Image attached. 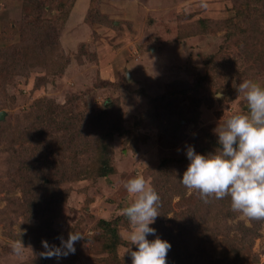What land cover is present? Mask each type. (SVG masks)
Listing matches in <instances>:
<instances>
[{
    "label": "rangeland",
    "instance_id": "374dc122",
    "mask_svg": "<svg viewBox=\"0 0 264 264\" xmlns=\"http://www.w3.org/2000/svg\"><path fill=\"white\" fill-rule=\"evenodd\" d=\"M237 9L240 18L231 25ZM65 10L64 24H56ZM228 28L235 35L226 47ZM0 47L25 54L18 69L5 64L0 72V264H131L136 246L127 239L131 225L121 210L136 197L123 182L139 174L153 187L152 167L185 155L204 129L217 140L219 124L247 112L238 85L251 80L264 86V0H0ZM211 56L217 59L207 72ZM198 74L208 78L198 105L191 108L190 97L170 103L178 83L190 84ZM158 97L160 114L152 103ZM178 108L192 116L181 120L184 139L172 146L169 113ZM106 109L118 111L114 121H97ZM116 123L121 129L111 128L105 138ZM107 157L114 171L101 177ZM193 191L181 195L187 201ZM173 198L163 222L156 217L150 227L162 239L163 225L172 231L182 264H264V218L247 217L226 203V231L192 237L204 228L205 209L216 212L219 206L207 201L195 209L184 206L181 196ZM118 218L125 244L113 258L98 252L96 223ZM186 222L188 229L179 232ZM240 227L253 239L232 232ZM71 231L82 234L74 253L42 255ZM20 240L24 247L16 252ZM187 252L196 258L190 261Z\"/></svg>",
    "mask_w": 264,
    "mask_h": 264
},
{
    "label": "clouds",
    "instance_id": "9594fccd",
    "mask_svg": "<svg viewBox=\"0 0 264 264\" xmlns=\"http://www.w3.org/2000/svg\"><path fill=\"white\" fill-rule=\"evenodd\" d=\"M238 92H243L247 101L246 113H234L214 129L218 147L208 153H199L193 145H187L189 161L180 182L189 189L198 190L202 199L214 194L220 199L231 197V207L250 218H264V86L251 80H242ZM222 96V92L215 95ZM135 199L121 211L131 225L127 239L136 250L130 251L131 264H167L171 243L155 235L157 229L150 227L159 215L160 196L143 175H136L123 182ZM149 234L155 236L149 239ZM82 238L79 232L71 231L68 238H61L60 246L49 249L42 255L67 256L75 252L74 242ZM19 252L22 241L14 244Z\"/></svg>",
    "mask_w": 264,
    "mask_h": 264
},
{
    "label": "trees",
    "instance_id": "16d2710c",
    "mask_svg": "<svg viewBox=\"0 0 264 264\" xmlns=\"http://www.w3.org/2000/svg\"><path fill=\"white\" fill-rule=\"evenodd\" d=\"M66 1V0H65ZM73 1H70L69 4L70 6L72 5ZM60 5H63L64 7H66V5L64 4V2L60 1ZM237 14L238 16L236 18H232L231 20H229L231 22V25H233L235 23V21L240 18V14H241V10L237 9ZM67 18V11L65 10V13H60V17H59V21L56 22L59 23L61 22V25L64 24L65 20ZM50 23H53L51 21H48ZM229 23V22H228ZM54 25L53 24H47V26H51ZM41 26V25H40ZM42 28H44L43 26H41ZM202 32V29L199 31V33ZM228 32H229V37H228V43L226 45V47H229L231 44H233L232 42V37L235 35V33H233V30L231 28H228ZM7 48L4 47H0V61L3 63V65L0 67V72L5 68V64H11V66H14V69H18L19 66L21 64H23V56L25 54H22L19 50H16V52L14 54H10V52H8L6 50ZM23 50L28 51V46L25 47V45L22 48ZM51 50H47L46 52H49ZM4 55L5 56H10L8 61H3L4 59ZM48 59V57H46ZM215 59H217L215 56H211L207 59L206 62V67H207V72H212V64L216 61ZM50 66V65H49ZM207 86H208V78H206V76L202 75V74H198L196 76V78L194 79V81L190 84H181L178 83V85L176 86V92L174 94V96L169 99L170 103H173L177 100H181L182 97L185 98H189L190 102L192 103V107H196L198 105L199 100H201V96L204 94V92L207 91ZM209 94H211V92H208ZM176 98L173 100V98ZM163 98L158 97L156 99H154L152 101V103L155 105V109L158 111L157 113L160 114V109H161V105L163 104ZM194 101V102H193ZM160 104V105H159ZM165 110V108H164ZM163 114L165 116L166 112L163 111ZM118 115V111L115 109H106L103 111H100V113L97 114V121L105 119V118H109L110 120L114 121V117ZM189 116H192L190 114V112H185L182 111L180 108L176 109L175 111H170L169 113V118L170 123L168 124V136L169 138L171 137V145L175 146L177 145L179 142H181V140L184 139L185 136V131L183 129V127L180 125L181 120L185 119L187 120L189 118ZM145 120V119H143ZM36 122L31 123L27 130L25 135L27 136V138H29V130H32L35 126ZM111 128L112 129H121V126L118 125V123L116 124H112L110 127L107 128V132L105 133V138L107 135H111ZM62 129V128H59ZM43 133H39L37 137H39L40 135H42ZM103 138V141L106 139ZM34 137L31 138L30 141H32L34 143ZM194 146L195 150L199 153H208V152H212L214 151L217 147V140L213 137L212 133L209 132L208 130L204 129L202 132V135L199 136L193 144H191ZM106 148H108V145H105ZM39 159L35 160V163L38 162ZM189 161L187 159L186 154L185 155H176L173 154V156L171 158H166L163 159L161 162H159L158 164H154L155 166L152 167V171L154 172V177H153V188L157 191V193L160 196V201H159V208H158V216H157V221L162 223L164 219H162V217L166 216L164 209L165 207H170L171 204L173 203V200L176 195L181 196V198H183V204L184 206L188 205V206H194L195 209H198L199 207H202V204L209 201L210 203H212L214 206H219V209L216 212H210L208 211V209L205 213V221H204V228L200 229V233H195L198 231H195L194 233H190V235L192 237H196V235H200L201 232L203 233V235H205L203 238H211L212 236L215 235V231H226V227L224 224V220H225V210H226V203L231 205V197L229 195H225L223 198L217 199L215 198L214 194L209 196L207 198V201H205L204 199L201 198L198 190L194 193L195 196L189 200H185L184 197L181 195L182 191H184L185 189H187L186 186H184L179 179L182 178L183 172L186 170L187 165H188ZM55 168V167H54ZM53 168V170H54ZM114 171L113 166L110 165L109 163V158H105L104 160H102V165L99 167L98 169V175H100L101 177H105L108 174H111ZM173 178L177 179V182H175L173 180ZM186 201V202H185ZM206 206V205H205ZM216 208V207H214ZM37 211H34V214H37ZM188 212H190L189 210L186 211H180L178 212L180 215H185V214H189ZM219 216H221V219L218 218ZM36 218H40V214L36 217ZM165 218V217H164ZM187 220L188 218H182V220ZM223 220V222H222ZM119 223H121V221L118 219L114 220V221H107L105 219H101L99 221H97L96 225H97V229L99 230V236L96 237L97 240L96 243L98 244V252L100 253H107L110 256H112L113 258H118V249L120 246L125 244V241L122 239V237L120 236L119 232H118V225ZM188 222L185 223V225L182 227L179 224V232L185 229H188ZM162 233H163V239L164 240H171L170 236L171 235V230H169L166 226L163 225V227H161ZM161 228H159L161 230ZM243 230H241V229ZM239 229H234L232 232L236 233V232H241L242 234H245L247 236V239H249V237L251 238V231L246 227H240ZM159 230V231H160ZM188 234V232H187ZM181 233H177V236H181ZM186 235V234H184ZM188 237V241L191 240V237ZM173 237V236H172ZM175 238V237H174ZM236 238V237H235ZM228 239V238H227ZM226 239V240H227ZM253 239V237L251 238ZM174 240L173 239L171 241H169L171 243V248L169 249V251L172 253L171 256H169V258L167 259V264H182V259L184 258L182 253H180V249L178 250V248H176L175 244H174ZM203 241V239H200ZM200 242V241H199ZM226 242V241H225ZM229 242V243H227ZM226 242V246H228V249H231V251H235L236 250V246L235 248H233V243L230 239H228V241ZM201 243V242H200ZM173 252H175L173 254ZM189 252V251H188ZM187 252V253H188ZM180 253V254H179ZM188 257L187 259H189L191 261V259H195L196 257H193V255L191 253L187 254ZM200 256V255H199ZM204 258V256H201ZM107 262H109L107 260Z\"/></svg>",
    "mask_w": 264,
    "mask_h": 264
},
{
    "label": "water",
    "instance_id": "95a60500",
    "mask_svg": "<svg viewBox=\"0 0 264 264\" xmlns=\"http://www.w3.org/2000/svg\"><path fill=\"white\" fill-rule=\"evenodd\" d=\"M5 118V111L0 112V121H2Z\"/></svg>",
    "mask_w": 264,
    "mask_h": 264
}]
</instances>
